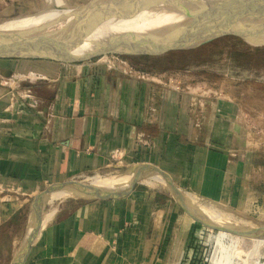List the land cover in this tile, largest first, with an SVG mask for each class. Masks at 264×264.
Wrapping results in <instances>:
<instances>
[{
    "label": "crops",
    "instance_id": "0c3cea01",
    "mask_svg": "<svg viewBox=\"0 0 264 264\" xmlns=\"http://www.w3.org/2000/svg\"><path fill=\"white\" fill-rule=\"evenodd\" d=\"M94 65L0 60V264H164L168 242L174 256L182 254L190 218L147 168L180 191L189 177L179 182L173 172L191 168L190 152L205 153L217 168L226 164L209 150L210 136L200 146L191 139L197 131L181 95ZM134 166H145L144 175L107 197L42 204L34 228L30 203L37 195ZM203 169L209 191L217 186L208 173L214 169ZM192 179L197 183L198 174ZM24 228L29 235L21 239Z\"/></svg>",
    "mask_w": 264,
    "mask_h": 264
},
{
    "label": "rangeland",
    "instance_id": "374dc122",
    "mask_svg": "<svg viewBox=\"0 0 264 264\" xmlns=\"http://www.w3.org/2000/svg\"><path fill=\"white\" fill-rule=\"evenodd\" d=\"M212 1L214 0H0V28L26 29L46 17L57 23L75 25L76 22L82 21V17L90 21L99 19L95 15L101 12L98 7H104L102 12L106 14L105 17L115 13L116 17L120 18L127 10L136 12L142 9L144 12L134 15L144 18L148 15L150 18L153 16L152 12L158 13L157 15L163 13L160 16H167L168 23H184L189 21L187 17L190 13L196 17L194 15L205 14L207 11L211 13V17L213 7H217ZM239 2L241 7L236 8ZM225 4L234 6L223 12L224 17L213 28L217 35L181 36L188 34L187 31L194 25L198 26L193 28L199 29L211 24L208 20L198 21L199 24L189 23L190 26H185L181 33L168 40H177L169 43L175 48H157L132 53L107 52L79 59H59L34 52L27 53L26 56L14 55L24 52L18 47L20 52H5L2 55L6 56H0V60H41L65 65L95 63L94 66L106 73L116 72L130 79L144 81L146 87L172 91L181 95L180 101H187V110L190 111V118L197 131L191 139L200 146L202 138L210 136L212 149L209 150L213 151L215 156L222 154L226 158L222 157L223 163L226 161V164L223 168H217L218 165L212 163V159L207 157L206 161L205 153L190 152L191 168L181 169L185 172H173L179 182L189 177L186 186L182 187L178 182V192L183 197V204L188 208H184V211L190 218L189 230L187 229L189 236L182 248V254L178 256L173 255L175 244L168 242L164 264H264L263 240L223 230L194 212L205 217V213L215 216L221 223L236 229L257 230L264 234V0H226ZM219 6L218 8H221ZM245 10L253 11L248 13ZM205 21L206 24L201 23ZM41 26L51 28L52 23L46 21L41 23ZM222 31L233 33L218 34ZM62 32L59 34L66 33ZM50 33L52 34L49 35L55 34ZM76 33L78 32L74 30L69 35ZM83 33L85 35L87 32ZM211 35L214 36L210 37ZM10 73L12 75V72ZM45 87L43 83L40 89ZM205 164L214 169H210L208 173L217 183V186L211 185L209 191L206 190L207 180L203 181ZM136 168H111L93 178L72 180L62 188L71 192L75 189L91 191L90 187L94 182L116 176L122 179L127 172ZM148 170L155 169L147 168ZM160 173L167 178V183L163 186L169 188L172 179ZM195 174H198L197 183L192 179ZM133 175L129 179H132ZM219 182H223L222 188H218ZM173 186L175 187L174 184ZM50 190L42 192L36 198L41 195H46L45 198L53 196L50 195ZM77 196L73 193L67 198L59 197L56 201ZM35 199L29 202L32 207ZM29 207L25 208L26 217L31 213ZM24 230L25 228L21 232V239L29 235L24 233ZM25 244L26 240H23L22 248ZM9 259L11 257L7 256V263Z\"/></svg>",
    "mask_w": 264,
    "mask_h": 264
},
{
    "label": "bare ground",
    "instance_id": "6f19581e",
    "mask_svg": "<svg viewBox=\"0 0 264 264\" xmlns=\"http://www.w3.org/2000/svg\"><path fill=\"white\" fill-rule=\"evenodd\" d=\"M212 2H214L213 3L214 5L217 4V7H216L217 10L214 9V7H213L214 11H212L213 13H212L211 17H209V15H211V13H207V11L206 12L204 11L205 14L204 13H198L197 15H194L196 17H193L192 16L193 13H190V14H188V17H187V19L189 18V21L184 22V23H182L180 21L178 23H168V22H166L167 16L166 17L160 16L163 13L157 15L158 13L154 14L152 12L151 14L153 16H151L149 18L148 15H145L146 19L143 16L137 17L136 15H134L135 13L137 14V13L144 12V10H142V9H139L136 12L127 10V11L123 12V15L120 18L116 17L115 13L113 14V16L110 15L109 17H105L106 14L104 12H102V10H104L103 9L104 7H101V8L98 7V9H100L101 12H97L98 14L100 13V15L95 14L97 17H99V19H97V20L91 19L92 21H90V19H88V18L83 19L84 17H82V21L80 23L75 21L77 24L70 25L67 23L61 24L62 22L57 23V22H54L50 19H47V17H46V18L39 20L35 25L31 26V28H29V29L31 31H35L39 28H44L43 26H41V23L49 21L52 23V26H51V28H50V26H49V28H45V29H51L48 32H54V31L56 32V30H63L64 31V30L69 29V27H70V29L72 28L76 32H78L74 35L73 34L69 35V33H64V35L62 34L63 36L61 35L64 39V42L66 41V42L77 43L74 46V48L67 49L63 52H58V53L45 52V51H41L42 49H40L37 51V54H40L41 56H51V57H55V58H59V59L85 58V57H88L92 53L99 52L100 49L103 50L104 48L102 49V48H98V47H100V45L103 46L104 44H107L106 42H110V40L122 42V43H120L121 47L119 48L122 52L143 51V50H148L151 48H156V47L164 46V45L170 46L169 43L176 42L177 40H172V41H168V40L171 37L181 33L184 30L185 26L186 27L190 26L191 24H189V23L199 24L200 22H198V21H204V20L207 21L208 20L207 22H210L211 24H207L205 27H202L199 29L193 28L194 26L195 27L198 26V25H194L190 31H187V32H189L188 34L185 33V34H182L181 36L186 35V36L191 37V36H194L197 34H215V33H217V31L214 30L213 28L224 17L223 12H225L226 10L228 11L230 8L232 9L234 5H232V4L226 5L225 4L226 0H214ZM239 3L240 4H238L237 5L238 7H236V8L241 7V2H239ZM213 4H212V6H213ZM208 5H210V4L208 3ZM218 5H220L219 7H221V8H218ZM222 5H225V6H222ZM226 7H227V9H226ZM222 8H224V9L221 12ZM245 11L248 13H251L253 10H245ZM203 14L208 16V17L204 16ZM73 16H75V14H73ZM73 16H72V19H73ZM79 16H81V15H79ZM104 17L106 19L103 20ZM204 17H205V19H204ZM159 19H161V21H159ZM206 21L201 22V23L206 24L207 23ZM244 24H245V22H244ZM0 30L16 31L18 29L0 28ZM82 31H86L87 33L85 35H82V33H81ZM60 32H62V31H60ZM225 32L229 33L230 31H222V32H218V33H225ZM230 33H233V32H230ZM95 34H97L98 36H96ZM61 42H63V40ZM59 43L60 42H58L57 44H59ZM96 46H98L97 49H94ZM0 48H1V43H0ZM131 173H133V172H127L122 177V179H121V177H118L115 181H112L110 183H104V184H100V185H92L90 187L92 189L91 191L92 192H100V193L110 191L113 188H115L116 186L124 184L133 175ZM147 175H149L154 180H157V182L159 181L163 184L167 183V178L165 176H163L160 172L158 173L155 171H150ZM50 195H53V196H50L48 198H44V200L42 201L43 205H45L46 203H51L53 200L59 199V197H66L67 198V197L73 195V193L71 191L59 190V191L51 193ZM205 215H207L210 219H213L214 221H216L219 224L226 225L224 223H221L220 220H218V218H216L215 216L209 215L207 213H205ZM31 223H32V221H31ZM31 230H32V225L30 224L29 232ZM256 240H262V239H256Z\"/></svg>",
    "mask_w": 264,
    "mask_h": 264
},
{
    "label": "water",
    "instance_id": "95a60500",
    "mask_svg": "<svg viewBox=\"0 0 264 264\" xmlns=\"http://www.w3.org/2000/svg\"><path fill=\"white\" fill-rule=\"evenodd\" d=\"M28 27L26 29H20V30H16V31H5V30H0V43H1V48H0V56H6V55H2V53L8 52L9 54L12 53H18L20 52L19 48H22L21 51L24 50L23 53L21 54H14V55H24L26 56L27 53L30 52H34L37 53L38 50L42 49L41 51H45V52H53V53H58V52H63L67 49H71L74 48V46L77 43L74 42H60L59 44H55L58 43L60 40L63 39V35L61 36L59 33V31L62 30H56V32L54 31L53 35H49L52 34L50 32H48L51 29H45V28H39L35 31H31ZM35 29V28H34ZM53 31V30H52ZM73 29L69 27V29L64 30L63 32L66 33H73ZM58 32V33H57ZM62 32V33H63ZM82 35H84L83 31L81 32ZM228 33V32H225ZM218 34H222V33H218ZM217 35V34H215ZM58 37V38H53V37ZM214 35H211L210 37H212ZM209 38V37H207ZM205 38V39H207ZM204 40V39H203ZM107 44H104L103 46L100 45V47L96 46L94 49L98 48H104L103 50H99V52L96 53H92L89 56H94V55H98V54H102V53H107V52H118V53H126V52H122L119 48L120 43L122 42H118L115 40H110V42H106ZM199 43V42H198ZM19 47V48H18ZM157 48H175V46H159L156 48H151L146 51L149 50H153V49H157ZM127 52H141V51H127ZM144 52V50L142 51ZM155 172H160L158 170H154ZM131 172V171H130ZM133 173L131 174H141L143 172H145V166H140L137 167L134 171H132ZM169 188L171 189V191L173 192V194L177 197V199H179L182 203H183V197L182 195L178 192V190L173 186L172 183L169 182ZM59 189L61 190L62 188H52L49 192L50 194L56 191H59ZM114 190V189H113ZM113 190L104 192V193H100V192H91L89 189H75L72 190L73 193H75L78 196H84V197H98V198H104L107 197L109 195L112 194ZM46 197V195H41L38 196L35 200V204L33 206V220H34V228L36 227V224L39 222V214L42 208V201L44 200V198ZM186 209H188L185 206ZM195 214H197L199 217L204 218L206 220H208L211 224L218 226L219 228L223 229V230H227L228 232H231L233 234L236 235H240V236H245V237H252L254 239H262L264 240V234L259 233L257 230H244V229H236L233 228L229 225H222L217 223L216 221H214L213 219L207 218V216H203V214L198 213L196 211H194ZM21 254V253H20ZM20 254H18V256H20ZM17 260H15L12 264H16Z\"/></svg>",
    "mask_w": 264,
    "mask_h": 264
}]
</instances>
